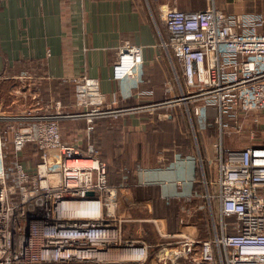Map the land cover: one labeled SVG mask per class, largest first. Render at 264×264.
<instances>
[{
  "label": "built area",
  "instance_id": "obj_1",
  "mask_svg": "<svg viewBox=\"0 0 264 264\" xmlns=\"http://www.w3.org/2000/svg\"><path fill=\"white\" fill-rule=\"evenodd\" d=\"M206 1V9L185 11L171 0L163 11L169 35L163 47L185 79L179 96L152 102L154 91L139 88L143 47L126 41L113 63L112 79L130 81L137 95L151 102L116 109L99 80L83 75L71 80L81 109L77 115L0 112V264H264V144L241 151L216 144L217 177L204 179L207 190L198 196L210 213L218 203V219L211 215L208 236L169 233L154 220L159 241L148 243L127 233L134 204L123 200L124 184L109 183L107 163L94 144L83 149L65 143L60 133L61 118L91 124L96 118L182 102L200 129H217L218 139L244 132L258 138L264 113V13L230 15L218 10L215 0ZM31 79L25 72L20 76V81ZM9 133L10 163L5 151ZM30 142L41 151L32 170L19 157Z\"/></svg>",
  "mask_w": 264,
  "mask_h": 264
},
{
  "label": "crops",
  "instance_id": "obj_2",
  "mask_svg": "<svg viewBox=\"0 0 264 264\" xmlns=\"http://www.w3.org/2000/svg\"><path fill=\"white\" fill-rule=\"evenodd\" d=\"M170 2L0 0V97L5 86L22 82L39 88L38 93L44 100L51 95L59 99V86L86 75L99 80L107 101L116 100V109H132L149 103L151 100L137 95L130 81L112 79L113 63L126 41L143 47V82L139 88L154 91L152 102L179 96L186 89L182 68L163 47L169 37L163 11ZM214 3L218 10L230 15L264 13V0H215ZM177 6L194 11L206 9L209 2L177 0ZM24 72L32 76L31 81H20ZM14 94L16 90L11 92L12 96ZM14 104H10L11 109ZM156 111H134L102 119L117 118L118 128L124 135L125 130L145 134L153 126L156 127L153 131L157 132L162 120L156 116ZM186 116L190 129L196 133L192 115L186 113ZM177 118L173 116L170 122H176ZM259 119L258 138L248 139V133L244 132L247 139L239 135L236 151L264 144V117ZM59 128L63 139L60 125ZM203 138L149 141L122 136L117 167H113L106 148L105 156L103 149L99 150V157L109 164V183L124 184L123 200L134 204L125 225L130 236L157 243L159 235L154 220L169 233L196 231L202 237L208 236L210 224L202 217L208 210L205 200H201L204 208L200 207L198 196L207 190L204 179L212 182L217 177L216 144L222 141L224 149H235L226 148L224 139L218 136L212 138L204 134ZM175 207L177 211L173 212Z\"/></svg>",
  "mask_w": 264,
  "mask_h": 264
},
{
  "label": "rangeland",
  "instance_id": "obj_3",
  "mask_svg": "<svg viewBox=\"0 0 264 264\" xmlns=\"http://www.w3.org/2000/svg\"><path fill=\"white\" fill-rule=\"evenodd\" d=\"M38 89L37 87H34V85L30 87L22 82L14 83V84L12 83L7 85V87L5 86L3 88V91H5V93L1 91L0 112H2V114L12 115V116L13 115L18 116L22 114L44 115V114L55 113L57 110L58 112H61L62 116L77 115V113L78 114L80 113L81 109L76 105V95L74 91L75 85H73L72 83L66 82L63 83L62 86L58 87V89L61 90L59 92L60 93L59 99L58 98L55 99V97H52L51 95L48 96L47 100H44L39 95L40 93H38L39 91ZM13 90H16L17 93L14 94V96L11 95V92ZM168 100L169 99L164 100L162 102H167ZM11 103H15L14 106H12L13 109H11L10 106ZM189 107L191 106L189 105ZM186 113L188 114L187 108L182 102L179 105L176 104L174 106L164 107L163 109L157 110L156 116L157 117L159 116L160 120H162L159 121L157 132L153 131V129L156 128L153 126V128L149 127L147 133L145 134L136 133L134 130L133 131L125 130L126 134L124 135V132L120 131V129L118 128L119 122H116L118 121L117 118L94 119V121H96V124L94 126L93 131H91V127H90L92 126V123L88 124L87 120L83 118H76V117L61 118L58 123L63 132V141L65 143L78 144L82 148H86L88 143H93L96 149L97 156L99 150L102 152V149L105 156L104 148H106L108 154H110L111 156L113 167H117V159L120 154L119 142L120 139H122V136H127L128 139H149V141H151L152 139H184L187 130L189 133H191L193 139H197L198 134L194 133L190 129L188 120L186 118L187 117ZM173 116L178 117L176 122H170ZM259 116L264 117V115L262 116V114ZM257 133H259V130ZM241 134H242L241 139L243 138L247 139V134L245 133L244 134L233 133L231 135L225 133L224 134L225 147L226 148L231 147L237 150L236 148H238L239 146L237 140L240 139L239 135ZM7 136H8L7 139L8 143L6 145L5 151L8 154V157L10 158L11 156L13 159V155H12L13 135L9 133ZM76 137H81L82 139H72ZM160 142L162 143V141ZM34 146L35 144L33 142L28 143L25 146L23 153L19 156L20 159L23 160L24 164L31 170L34 169L36 164L40 161L39 156H34L35 154L34 155L32 154V150L34 149ZM155 150H156V144L154 143V151ZM199 199L200 201L204 200L202 198ZM199 199L197 200L198 204H199ZM201 204H203L202 201L200 202V205ZM208 211H205L202 214V217L204 216L205 218L206 224H208V222L209 224L211 223V215L217 217L218 219V203L215 202L213 204V207L211 208V213L210 212L208 213Z\"/></svg>",
  "mask_w": 264,
  "mask_h": 264
},
{
  "label": "trees",
  "instance_id": "obj_4",
  "mask_svg": "<svg viewBox=\"0 0 264 264\" xmlns=\"http://www.w3.org/2000/svg\"><path fill=\"white\" fill-rule=\"evenodd\" d=\"M35 83H36V80L34 81V84ZM192 118H193V123H194V127H195V130H196V133L198 134L197 139H204L203 138L204 134H206V135H208L209 137H212V138H215V137L217 138L218 132H217L216 128H207L205 130H202V129H200V127L198 125V121H197V119H196L194 114H192ZM95 124H96V121H93L92 126H91V131H93ZM184 139H193L191 133H189L187 130H186ZM32 154L33 155L35 154L34 156H39V158H40L41 151L39 150V148L37 146H34V149L32 150ZM98 156H99V152H98ZM35 158H37V157H35ZM11 160H12V157L11 156H10V158L8 157V159H7L8 163H10ZM107 166H108V164H107ZM175 211H177L176 207L173 208V212H175Z\"/></svg>",
  "mask_w": 264,
  "mask_h": 264
}]
</instances>
